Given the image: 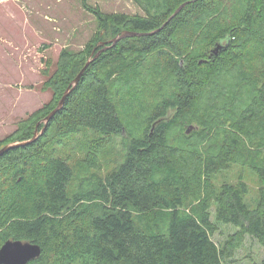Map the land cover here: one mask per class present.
I'll return each instance as SVG.
<instances>
[{
  "label": "trees",
  "instance_id": "1",
  "mask_svg": "<svg viewBox=\"0 0 264 264\" xmlns=\"http://www.w3.org/2000/svg\"><path fill=\"white\" fill-rule=\"evenodd\" d=\"M131 1L142 16L89 9L98 31L53 78V107L15 141L33 137L100 40L159 32L102 53L44 133L0 156V247L40 246L29 264H223L216 224L264 249V0ZM219 42L226 48L213 55ZM58 121L71 133L121 143L117 166L102 178L90 171L94 162L70 165L52 147L36 152ZM189 126L197 129L187 135ZM230 165L258 177L255 207L242 181L214 189L212 176Z\"/></svg>",
  "mask_w": 264,
  "mask_h": 264
},
{
  "label": "rangeland",
  "instance_id": "2",
  "mask_svg": "<svg viewBox=\"0 0 264 264\" xmlns=\"http://www.w3.org/2000/svg\"><path fill=\"white\" fill-rule=\"evenodd\" d=\"M82 2L0 0V149L26 137L25 131H32V121L56 103L53 78L63 73L62 63L81 57L85 45L98 31L90 8L98 7L106 15H143L131 0H86L88 8ZM236 6L241 9L244 5ZM63 52L67 55L62 60ZM61 123L54 124L57 127L38 144L36 152L52 147L55 157L69 158L70 165L81 161L93 166L94 162L95 169L90 171L102 178L117 166L123 152L121 143L115 146L101 143L96 135L71 133V128H64ZM198 147L201 150L204 144ZM83 173L82 170L80 175ZM211 181L215 190L223 184L244 182L248 188L244 200L250 208L255 207L260 184L258 177L246 167L230 165L213 175ZM210 212L215 223L214 205ZM216 226L212 240L217 246L226 247L223 264H258L264 259V249L254 239L245 236L241 241L233 237L237 234L235 227Z\"/></svg>",
  "mask_w": 264,
  "mask_h": 264
},
{
  "label": "water",
  "instance_id": "3",
  "mask_svg": "<svg viewBox=\"0 0 264 264\" xmlns=\"http://www.w3.org/2000/svg\"><path fill=\"white\" fill-rule=\"evenodd\" d=\"M187 4L188 3H183L182 5H180L162 27H164L172 18H174ZM160 29H157L150 33H136L131 31H123L115 38L100 43L99 46H101V49L98 52H96L93 57H90L87 60V62L80 70V72L77 74V76L74 79H72L67 89L63 92V95L59 100L58 104L56 105L55 109H53L44 119H42L36 124L33 137L23 142L13 141L7 145H4V147L0 149V156H2L3 154H5L10 150L26 147L29 144L34 143L39 138V136H41L44 133L47 124L49 123L51 118H53L55 114L58 113L63 108L67 97L70 95V92H72L76 88L80 79L84 75V72L86 71L87 67L93 61H95L102 53L114 47V45H116L122 39H126V38L133 39V37L150 36L159 32ZM225 48L226 46L222 45V42H219L216 44L214 48H212L213 49L212 54L218 55L219 52L224 50ZM41 124H43V128L41 129V131H39L38 128ZM194 129L197 128L194 126H189L186 129L185 133L189 135ZM40 255H41V248L36 244L23 242L20 240L6 241L5 243H3L2 247H0V264H29L30 262L35 261L37 258H39Z\"/></svg>",
  "mask_w": 264,
  "mask_h": 264
}]
</instances>
